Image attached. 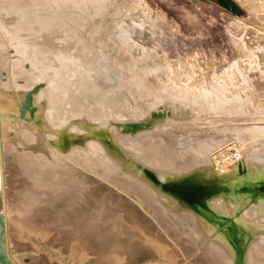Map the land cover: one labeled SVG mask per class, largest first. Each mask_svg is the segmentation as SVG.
Listing matches in <instances>:
<instances>
[{"label":"bare ground","instance_id":"obj_1","mask_svg":"<svg viewBox=\"0 0 264 264\" xmlns=\"http://www.w3.org/2000/svg\"><path fill=\"white\" fill-rule=\"evenodd\" d=\"M127 2L0 0L10 257L57 264V249L82 264H264L257 29L235 22L250 35L230 39L240 58L226 71L177 63L137 37ZM237 2L264 26V0Z\"/></svg>","mask_w":264,"mask_h":264},{"label":"rangeland","instance_id":"obj_2","mask_svg":"<svg viewBox=\"0 0 264 264\" xmlns=\"http://www.w3.org/2000/svg\"><path fill=\"white\" fill-rule=\"evenodd\" d=\"M133 1L134 0L131 1L129 0L127 2L126 0L127 2L126 4H128L129 7V14L132 16L135 15L136 17L134 16V18L137 19L135 20V22L131 21L129 23V26L139 30L137 31V34L139 33V35L137 34L136 35L137 37H141L142 41L145 42V44L147 43V45L151 47L155 46L159 52H164L165 54H168V56L173 58L175 61H177V63L178 60L187 61V62L190 61V62L199 63L202 66H206L208 67V69H211L212 68L211 66H214V68L217 67L221 71L223 69L224 71H226L227 68L231 67L230 66L231 64L234 65L237 62V60H239L240 58L239 56L240 53L237 50V47H235L236 43H234V41L238 40V38L244 40L242 36L248 38L250 35L249 30L253 28V25L255 26V28L253 29L254 30L257 29L255 31L256 34H258L260 37L259 40H261V43L264 44V41L262 40L264 39V26H261V24L259 25L258 23L260 22L255 18V16L253 17V15L250 14L251 12L249 11V8H245L239 2H237V0H138V1L135 0V2ZM129 2L132 4H129ZM131 6L132 8H130ZM135 6H137V8ZM140 6L142 8H140ZM139 9L140 10L143 9V10L140 11ZM147 9L148 10L150 9L149 10L150 12ZM133 10L134 13L132 12ZM135 10L136 12H138L139 10L140 12L136 13ZM145 13H149L150 17L154 19V22H152V24L150 22H146L144 25H142L141 23L143 22L140 23L138 21L139 19L138 17L145 15ZM238 18H241L243 21L238 20ZM236 21L243 23V24L239 23L242 28L243 25L248 23V25L245 26L246 27L248 26L247 28L250 29L249 30L247 29L248 31H246V36L242 35L245 32L240 34L242 31L239 30L244 29L245 31L246 29L245 28L242 29L240 26L237 27L238 23L236 24L235 23ZM160 23H162V25ZM163 23L166 24V26L163 25ZM231 23H234V25L236 24L235 28L237 27L241 29L236 30L237 28L236 29L233 28L232 26L233 24L231 25ZM231 26L232 29L230 28ZM166 28L167 30H165ZM164 30L166 31V33ZM148 31L151 33H149ZM168 32L170 34H168ZM231 34H233V36ZM230 39L234 41L231 40L230 43ZM152 42L155 43L157 42V43L155 44ZM232 44L234 45V47H231ZM177 45H179L180 47H177ZM241 64L242 62H240L239 65L241 66V68L244 67L242 68L243 69L242 71L246 75L249 69L247 68V65L244 66ZM238 82L239 80L237 81V83ZM260 97L261 96H257V98ZM226 228H227L226 230L229 229L231 233L233 232L232 225H228ZM44 245L46 249L48 250L51 249L47 243ZM52 251H51V255L54 258V260L52 259V261L53 262L55 261L57 264H72V262L73 264H82L81 262L79 263V261L77 262L74 261L66 253L62 254L61 252H58L57 249L56 250L52 249ZM88 261L89 260H86L85 263L86 262L88 263ZM150 261H151L150 259H145L142 262V264H147Z\"/></svg>","mask_w":264,"mask_h":264},{"label":"water","instance_id":"obj_3","mask_svg":"<svg viewBox=\"0 0 264 264\" xmlns=\"http://www.w3.org/2000/svg\"><path fill=\"white\" fill-rule=\"evenodd\" d=\"M29 100V97H28ZM25 112L22 111V115ZM209 212L208 210H205ZM0 264H16L8 253L6 220L4 215V194H3V177L1 166V151H0Z\"/></svg>","mask_w":264,"mask_h":264}]
</instances>
